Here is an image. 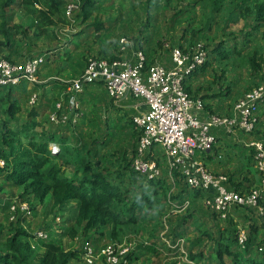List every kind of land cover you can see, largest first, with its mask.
<instances>
[{
	"label": "rangeland",
	"instance_id": "374dc122",
	"mask_svg": "<svg viewBox=\"0 0 264 264\" xmlns=\"http://www.w3.org/2000/svg\"><path fill=\"white\" fill-rule=\"evenodd\" d=\"M95 2L96 7L93 8V14L88 21L83 22L78 14L65 19L61 11L60 19L58 16L55 17L56 25L38 35L32 6L17 0V4L8 9V13L10 24L19 28L12 33L10 48L4 46L0 51L1 57H7L14 62H23L34 56L44 57L38 78L46 82L36 86L24 84L15 88L18 96H21L22 106L16 123L21 126L27 122L29 112L37 107L42 110L43 130L61 127L62 135L68 137L75 152L74 162L71 160V166L69 169L66 168V174L70 177L77 173L75 170L97 159L112 171L125 163L124 154L131 160L138 139L131 123L135 111L127 108L126 102L115 104L101 83L87 86L81 94L79 104L83 115L74 130L68 129L70 127L68 125L50 124L47 120L55 102L62 99L63 81L78 76L88 59L133 58L135 52L141 50L150 64L159 63L169 67L170 48L181 47L190 51L201 45L207 53L209 64L204 71L195 73L188 80V85L192 94L202 98L206 107H210L206 108V112L222 115L228 114L233 104L255 87L264 76V25L256 31L254 15L248 20L243 19L236 9L238 0H226L219 13L213 12L210 1L201 0H95ZM95 21L105 23V29L101 31L92 26L88 27ZM123 39L127 43H123ZM3 40L0 36V43ZM220 42H224L225 49H234L236 46L240 52L231 54L227 60H222L213 53V49ZM253 58L259 65L258 72L253 69L251 62ZM34 94L38 95L35 108L30 104V98ZM4 109L5 106L0 104V122L7 119ZM40 130L37 129L36 132ZM212 133L220 139H224L225 136L228 138L214 146L211 158L203 156L206 165L213 172L225 174L229 178L237 173L234 176L237 181L243 182L242 190L258 187L264 180V174L253 168V161L252 166L247 165V160L251 156H248L249 149L245 144L249 139H245V143L238 141L235 144L232 137L226 135L223 129H214ZM243 135L237 131L234 138ZM253 138H264V104L260 111V123ZM59 157L64 161V152ZM200 159L202 160L201 156ZM160 161L163 163L161 155ZM80 175H83V171ZM125 175V180L132 190V198L139 196L144 188L151 192L145 178L136 176L130 179L131 171ZM163 178L167 177L164 175ZM165 190H171L168 181ZM21 192L22 189L5 183L4 178L0 176V224L4 226L0 238V251H3L6 237L13 231L11 227L16 226L15 223L11 224L12 213L9 212V206L12 202L20 200ZM160 198L162 207L159 210L154 209L151 212L144 210L141 214L137 210L136 224L116 228V235L121 242L112 238L111 225L86 237L81 231L76 237H71L69 231L74 227L79 206L76 202L66 204L62 210L52 211L49 198L43 204L31 200L29 203L34 210V216L19 222L30 234L43 231L49 235V240L62 243L64 249L78 250L79 257L71 264H90L87 254L91 247L97 249L91 248L96 254L93 264H105L98 253L116 241L118 244L131 247V252L140 255L139 260L132 264H173L180 261L179 256L175 257V254L158 240L163 231V213L168 216L170 232H178L185 237L188 251L199 253L204 249V262L215 264L217 238L223 235L225 240H229L228 237H234L239 230H245L253 237L254 247L250 254L255 257L262 253L259 250L264 248V220L255 211L232 209L226 219H221L211 214L201 199H196L191 193L190 199L193 201L191 207L187 211L177 213L170 204H164L165 200L161 195ZM186 216H189L190 221L183 223ZM252 224L258 228L255 235L251 233ZM205 232L212 238L204 236ZM198 241L200 242L197 243ZM30 242L37 252L43 251L44 240L32 238ZM233 248L235 249V246Z\"/></svg>",
	"mask_w": 264,
	"mask_h": 264
},
{
	"label": "built area",
	"instance_id": "2783aa9c",
	"mask_svg": "<svg viewBox=\"0 0 264 264\" xmlns=\"http://www.w3.org/2000/svg\"><path fill=\"white\" fill-rule=\"evenodd\" d=\"M81 3L82 0H69L65 6L66 17H73L80 10ZM36 7L40 8L38 5ZM122 42L127 43L125 39ZM170 61L169 67L159 63L150 64L141 50L136 51L133 58L88 59L81 74L63 81L65 89L62 99L55 103V110L49 114L50 122L77 126L83 115L80 96L87 86L95 83L104 86L115 104L128 99L140 100L146 110L141 111V105L134 106L137 113L132 115L133 126L139 135L131 162L134 172L150 180L165 175L174 191L178 180L184 181L189 189L203 194L201 201L204 207L221 219H226L232 209L240 208L254 209L264 220V180L258 187L238 191L230 184L228 176L211 171L203 158L208 157L217 144V137L212 133L214 129H223L229 136L239 131L251 137L245 146L249 149L253 168L264 174V138H253L264 104V82L238 99L228 114L210 113L206 112L204 100L194 97L187 90L188 80L207 62L203 46H196L190 51L172 47ZM43 63L42 56L29 58L22 63L0 59V86L40 83L38 73ZM37 99V94H34L30 104L34 106ZM50 149L53 154L61 152V146L56 143H51ZM4 166L5 162L0 160V168ZM176 174L179 176L176 177ZM192 204L190 198L182 203L170 202L177 213L187 211ZM10 211L11 221L17 217L25 221L24 218L34 216L30 204L21 200L12 202ZM36 238L47 240L49 235L38 231ZM160 239L176 257H180L176 264H200L191 260L185 238L173 240L170 236L166 218ZM237 241L245 249L248 233L239 230ZM91 248L87 256L88 262L93 264L96 254L92 249L96 248ZM130 252L131 247L113 243L100 250L98 256L103 258L105 264H128Z\"/></svg>",
	"mask_w": 264,
	"mask_h": 264
},
{
	"label": "trees",
	"instance_id": "16d2710c",
	"mask_svg": "<svg viewBox=\"0 0 264 264\" xmlns=\"http://www.w3.org/2000/svg\"><path fill=\"white\" fill-rule=\"evenodd\" d=\"M68 1L69 0H22V4L32 6L34 18L36 20L35 30L37 34L40 35V32L45 33L47 28L56 25L57 22L55 17L58 16V19H60L61 11L63 17L67 19L65 15V6ZM201 1H210L213 12L219 13L226 0ZM238 1L239 2L236 3V9L241 13V17L248 20L250 16L254 15V29L259 31L264 25V1ZM16 4L17 0H0V36L4 39L3 42L0 43V51L4 46L10 48L12 33L16 28H19L17 25L10 24V14L8 13V9ZM36 5L40 6V8H37ZM94 7H96L95 0H82L81 8L75 15L78 14L77 16L82 18L83 22H86L92 16ZM105 25V23L95 21L89 24L88 27L92 26L96 30L102 31L105 29ZM239 52L236 46L234 49H225L224 42H220L215 49H213V53L217 57L220 56L222 60H227L230 58L231 54ZM0 59H6L12 63H22L14 62L7 57L3 58L1 54ZM111 59L118 58L112 57ZM251 62L253 64V69L258 72L260 68L255 58H253ZM208 64L207 62L195 73L197 74L199 71H204ZM261 78L260 82L255 84V86L264 82V76ZM56 80L58 81V78H56ZM43 82L46 81H40V83ZM40 83L33 84L36 86L40 85ZM24 84L30 83L22 82L20 85ZM20 85L0 86V104L5 106L3 112L7 118L6 121L0 122V160L5 162V166L0 168V176L4 178L5 183L22 189V192L19 194V198L22 202L29 203L31 200H35L43 204L49 198L52 211L62 210L66 204L76 202L79 206L74 227L69 231L71 237H76L80 231L86 237L94 232H101L111 225L113 229L111 231L112 238L121 242L116 235V228L125 225L131 227L136 224L138 222L137 210H139V214L144 210L147 212H151L154 209L159 210L162 207L160 195L165 200L164 204L167 205H169L170 202L182 203L184 199L190 198L191 193L194 194L196 199H201V197H203V194L200 192L189 189L182 180H178L176 192H174L172 185L171 190L166 191V181L169 182L166 176L167 178L161 177L153 180L145 178L149 183L151 192H147L146 188H144L143 191L141 190L139 196L132 198V190L125 180V173L131 171L133 176L131 175L130 179H134L138 176L131 168V160L135 155L137 145L132 152L131 160H128L126 154H124L123 162L125 163L115 167L112 171L101 164L97 159V161H89L84 164V167L75 170L77 173L73 177L68 176L66 174V168L69 169L68 167L71 166V160L74 162L75 157L73 156L75 152L72 150L68 137L62 135V128L57 127L54 130H43L41 120V116H43L41 115L42 110H39L37 107V109L35 108L37 104L33 106L35 109L29 112V120L21 126L17 125L16 117L22 112V106L20 103L21 96H18L15 88ZM63 87L65 89V86ZM187 90L192 94L189 85L187 86ZM4 92H7L6 95H3ZM193 96L196 97L195 95ZM206 108L210 109V107ZM54 110L55 104L53 105L52 112ZM47 120L50 122L49 115ZM14 122L16 124H14ZM131 123L133 125L132 119ZM68 126H70L68 129L71 130H74L73 128L76 127L71 125ZM37 129L41 130L36 132ZM64 129L66 128L64 127ZM135 133L138 137L139 135L136 130ZM51 143L62 145L59 154L52 153L50 149ZM63 152L65 155L64 161L60 160L61 157H59ZM117 160L120 159L117 158ZM247 162V164L251 163L250 158ZM82 171L83 175L81 176L80 174ZM236 174L228 178L230 184L239 191L242 190L241 187L244 186V184L242 181L236 180L234 176ZM175 176L178 177L179 174ZM234 180L236 182H234ZM131 182L133 181L131 180ZM246 190L250 189L248 188ZM247 210L255 211L254 209ZM255 213L257 214L256 211ZM165 218L167 223H169L167 219L168 216H165L163 213L162 229L164 228ZM21 220H23L22 217H17L16 220L11 222V224L15 223L16 226L11 227L13 231L6 237V242L2 249L3 251H0V264H71L73 260L79 257L78 250H66L62 243L53 240H44L43 251L37 252L30 242V239L36 238V235L27 232L25 228L20 225L19 221ZM189 221V216H186L183 223H188ZM3 231L4 226L0 224V238ZM251 233L254 235L258 233V228L254 224L251 225ZM237 234L238 233H236L234 237H228L229 240H225L223 235L216 239L218 249L215 251V264H264V248L262 251L259 250L262 252L259 253L260 255L257 254L253 257V255L250 254L254 247L252 235L248 234L246 248L242 249L238 245ZM203 235L211 237L208 232H205ZM170 236L173 240L185 238L178 232H170ZM158 240L161 242L160 235ZM117 241L113 243L118 244L119 242ZM199 242L200 241L197 243ZM233 246H235V249ZM189 253L191 260L200 264H209L204 262V249L200 250L199 253L190 251ZM242 253L246 255L243 256ZM261 255L263 257L259 258ZM176 256L177 255H175V257ZM139 257L140 255L135 252L129 253L127 256L129 260L128 264H132L134 261L139 260ZM226 259L230 261L227 262ZM176 263L177 261L173 264Z\"/></svg>",
	"mask_w": 264,
	"mask_h": 264
},
{
	"label": "crops",
	"instance_id": "0c3cea01",
	"mask_svg": "<svg viewBox=\"0 0 264 264\" xmlns=\"http://www.w3.org/2000/svg\"><path fill=\"white\" fill-rule=\"evenodd\" d=\"M41 81V80H40ZM123 102H126V107L127 108H129L130 110H132V111H135V113H137V111L135 110V108H134V106H137V105H141V111H145L146 110V107L145 106H143L142 107V102L140 101V100H137V99H128V100H125V101H123ZM229 136V135H228ZM247 136V135H246ZM245 135H243V136H239L240 138H234V135H230V137H232V139H233V143H235V144H237V142L239 141V142H244L245 143V139H249L250 140V136H247L246 137ZM226 138H228V137H224V139H220L219 137H217V144L219 145L220 143H222V141H224ZM214 154H216V153H214ZM248 156H250V153H249V150H248ZM212 157V155H209L207 158H211ZM247 157V153L245 154V158ZM250 160L252 161V158H250ZM248 165V164H247ZM250 166H252L251 165V163L249 164ZM211 170V169H210ZM212 171V170H211ZM259 178V177H258Z\"/></svg>",
	"mask_w": 264,
	"mask_h": 264
},
{
	"label": "clouds",
	"instance_id": "9594fccd",
	"mask_svg": "<svg viewBox=\"0 0 264 264\" xmlns=\"http://www.w3.org/2000/svg\"><path fill=\"white\" fill-rule=\"evenodd\" d=\"M199 98V97H198ZM202 99V98H201ZM205 108H206V104H205ZM158 156H159V154H157ZM150 157H152V156H150ZM160 157V156H159ZM160 159V158H159ZM131 162H132V160H131ZM132 168V167H131ZM133 170V169H132ZM134 171V170H133ZM136 173V172H135ZM137 174V173H136ZM138 175V174H137ZM139 176V175H138ZM140 177H142V176H140ZM144 178V177H143ZM36 235V234H35ZM50 239V238H49ZM49 239H47V240H49ZM131 253V252H130Z\"/></svg>",
	"mask_w": 264,
	"mask_h": 264
}]
</instances>
